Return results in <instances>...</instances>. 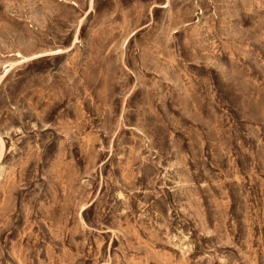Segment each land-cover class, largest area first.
I'll use <instances>...</instances> for the list:
<instances>
[{
    "label": "rangeland",
    "instance_id": "374dc122",
    "mask_svg": "<svg viewBox=\"0 0 264 264\" xmlns=\"http://www.w3.org/2000/svg\"><path fill=\"white\" fill-rule=\"evenodd\" d=\"M0 264H264V0H0Z\"/></svg>",
    "mask_w": 264,
    "mask_h": 264
},
{
    "label": "bare ground",
    "instance_id": "6f19581e",
    "mask_svg": "<svg viewBox=\"0 0 264 264\" xmlns=\"http://www.w3.org/2000/svg\"><path fill=\"white\" fill-rule=\"evenodd\" d=\"M91 4H92V2H91ZM72 5L75 6V7H80L79 4H77L76 2H74ZM1 145H2V144H1ZM3 146H4V145H2V149H3ZM1 156H2V155H1Z\"/></svg>",
    "mask_w": 264,
    "mask_h": 264
}]
</instances>
